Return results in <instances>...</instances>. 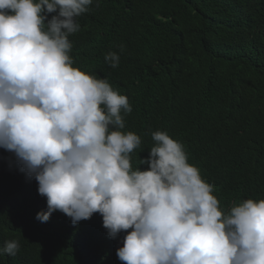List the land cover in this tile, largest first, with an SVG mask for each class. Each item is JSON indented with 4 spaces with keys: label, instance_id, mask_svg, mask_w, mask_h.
<instances>
[{
    "label": "clouds",
    "instance_id": "9594fccd",
    "mask_svg": "<svg viewBox=\"0 0 264 264\" xmlns=\"http://www.w3.org/2000/svg\"><path fill=\"white\" fill-rule=\"evenodd\" d=\"M92 4L0 0V147L46 197L36 219L59 210L76 224L99 213L109 237L126 232L116 249L123 264H264V198L223 207L214 182L164 131L132 154L142 146L122 131L127 96L70 56L77 18ZM104 61L116 68L120 56ZM18 251L8 240L0 255Z\"/></svg>",
    "mask_w": 264,
    "mask_h": 264
},
{
    "label": "trees",
    "instance_id": "16d2710c",
    "mask_svg": "<svg viewBox=\"0 0 264 264\" xmlns=\"http://www.w3.org/2000/svg\"><path fill=\"white\" fill-rule=\"evenodd\" d=\"M89 7L69 37L70 56L127 96L132 112L122 131L139 135L142 146L132 154L141 157L154 144L151 132L164 131L214 182L223 207L264 198V0H93ZM110 51L120 56L116 68L104 61ZM37 187L0 147V248L19 242L0 264H123L116 249L126 232L109 237L99 213L73 224L56 210L38 221L47 204Z\"/></svg>",
    "mask_w": 264,
    "mask_h": 264
}]
</instances>
